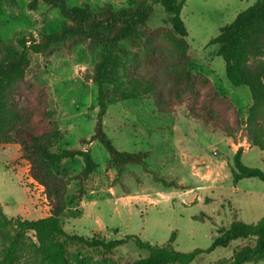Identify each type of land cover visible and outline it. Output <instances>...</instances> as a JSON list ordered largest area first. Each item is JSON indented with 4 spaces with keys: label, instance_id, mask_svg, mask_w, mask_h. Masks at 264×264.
Wrapping results in <instances>:
<instances>
[{
    "label": "rangeland",
    "instance_id": "1",
    "mask_svg": "<svg viewBox=\"0 0 264 264\" xmlns=\"http://www.w3.org/2000/svg\"><path fill=\"white\" fill-rule=\"evenodd\" d=\"M255 1L185 0L180 12L188 44L184 59L168 33V15L159 6L153 7L147 35L117 45L114 56L123 62L119 76L126 71L130 78L150 77L161 91L155 95L158 102L151 95L115 97L109 92L104 132L120 151L148 155L143 166H128L118 177L98 142H79L93 134L97 87L88 77L100 61L101 48L85 41L69 52L57 49L48 56L30 55L24 91L15 95V103L33 112L43 107L49 114L60 132L52 152L88 150L97 165L84 183L72 178L82 168L81 158L58 165L59 177L66 184L67 208L80 214L79 218L63 219L66 232L105 241L131 235L159 246L169 244L174 235L170 246L189 253L207 249L220 227L226 228L233 221L255 224L264 218V182L249 178L233 186L230 173L232 157L239 149L245 166L264 169V152L250 147L244 133L250 94L247 88L229 83L216 46L208 45L220 28L231 24ZM30 2H0V42L15 45L16 38L27 34L38 39L41 33L57 32L65 23L58 10L41 1L31 8ZM65 4L67 8L86 4L94 11L110 5L117 10L126 7L127 0H65ZM125 51L136 55V60L153 51L157 62L146 69L135 67L126 60ZM183 63V69L192 75L186 89L179 88L180 80L174 75L175 71L182 75ZM213 94L226 98L231 108H214ZM185 102H191L196 115L216 116L232 129L233 137L208 132L188 120L183 114ZM159 104L173 115L158 112ZM29 167L18 143H0V205L7 217L36 221L50 214L44 188L31 179ZM70 197L72 205H68ZM252 244L237 240L199 255L191 264L228 261L236 249ZM75 251L70 249V253ZM80 253L79 259L86 264L101 262L87 249ZM143 256L127 244L104 258L114 264H130Z\"/></svg>",
    "mask_w": 264,
    "mask_h": 264
},
{
    "label": "trees",
    "instance_id": "2",
    "mask_svg": "<svg viewBox=\"0 0 264 264\" xmlns=\"http://www.w3.org/2000/svg\"><path fill=\"white\" fill-rule=\"evenodd\" d=\"M38 1L59 11L65 23L51 34L41 33L38 39L31 34L15 39V45L0 42V143L15 142L20 152L29 163V176L44 188L50 205V214L36 221L20 217H7L0 205V264H86L79 259L81 250L87 249L100 258L98 264H114L106 261L118 247L132 244L144 256L130 264H191L196 257L207 254L216 248H226L230 243L240 240L253 241L236 249L227 261L217 264H246L264 261V218L255 224L233 221L228 227L216 229V237L205 249H196L189 253L174 250L169 244L153 245L135 236H125L119 240H99L71 234L63 229V219L79 218L80 214L67 208L66 184L59 177L58 165L64 160L82 159V168L73 178L84 183L95 171L97 165L90 151L63 149L60 152L50 150L53 142L60 138V132L44 108L37 111L21 109L15 103L16 94L24 91L26 71L30 65V55L48 56L60 49L69 52L85 41L100 47L102 56L94 66L91 80L97 87V112L93 134L88 140L80 139L81 144L98 142L108 155V164L116 169V177L128 166H143L147 153H131L115 148L103 130V121L107 112L109 92L115 97H139L151 95L157 102L160 98L154 82L148 78H130L123 71L119 76L122 61L114 56L117 45L140 35H147V25L153 13V7L159 6L168 15L170 29L168 33L174 38L175 47L181 51V58L187 56V33L180 19V12L185 0H127V6L117 10L110 5L94 11L89 5L67 8L65 0H31L29 6L35 7ZM14 3V0H0ZM216 46V55L224 62L225 77L234 87L248 89L251 106L245 121V138L250 147L264 152V0H256L250 7L240 12L231 24L219 29L217 36L208 42ZM128 60L135 67L150 68L156 64L153 51L144 53L141 59L136 55ZM186 60L184 63H186ZM174 75L180 80L179 88H189L192 75L184 70ZM145 68V69H146ZM148 76V75H146ZM191 83V82H190ZM111 86V87H110ZM110 87V88H109ZM212 106L226 109L230 103L226 98L213 94ZM218 104H216V103ZM191 102H185L184 116L211 133H221L226 138L233 137L232 129L220 122L216 116L196 115ZM231 108V107H230ZM158 112L171 114L173 111L158 105ZM224 111V112H225ZM241 150L232 157L230 169L232 185L236 186L243 179L255 178L264 182V169L249 168L241 162ZM72 197L68 205H72ZM31 234V235H29ZM76 251L70 253V249Z\"/></svg>",
    "mask_w": 264,
    "mask_h": 264
}]
</instances>
